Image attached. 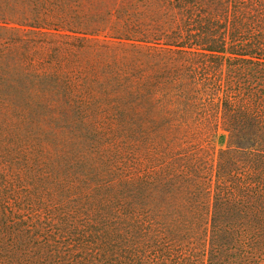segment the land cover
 Segmentation results:
<instances>
[{
  "label": "trees",
  "instance_id": "16d2710c",
  "mask_svg": "<svg viewBox=\"0 0 264 264\" xmlns=\"http://www.w3.org/2000/svg\"><path fill=\"white\" fill-rule=\"evenodd\" d=\"M130 6L38 67L0 35V264H264V0Z\"/></svg>",
  "mask_w": 264,
  "mask_h": 264
},
{
  "label": "rangeland",
  "instance_id": "374dc122",
  "mask_svg": "<svg viewBox=\"0 0 264 264\" xmlns=\"http://www.w3.org/2000/svg\"><path fill=\"white\" fill-rule=\"evenodd\" d=\"M134 2L136 0H0V26L6 27L0 30V35L11 36L24 68L38 67L55 53L53 48L60 42L72 41L58 36L92 38L89 34L97 32L100 41H111L121 23L129 21L121 15L122 7H131ZM37 23L44 27H31ZM23 121H26L25 116L9 110L5 103L0 104V169L3 171L9 145L17 147L14 136L25 131Z\"/></svg>",
  "mask_w": 264,
  "mask_h": 264
}]
</instances>
